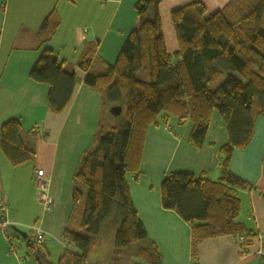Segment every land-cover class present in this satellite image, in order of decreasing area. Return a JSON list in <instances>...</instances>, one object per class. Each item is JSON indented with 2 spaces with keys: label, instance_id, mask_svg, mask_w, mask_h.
I'll return each instance as SVG.
<instances>
[{
  "label": "trees",
  "instance_id": "obj_1",
  "mask_svg": "<svg viewBox=\"0 0 264 264\" xmlns=\"http://www.w3.org/2000/svg\"><path fill=\"white\" fill-rule=\"evenodd\" d=\"M161 1L136 0L135 25L113 66L89 70L93 46L78 64L86 73L83 83L102 96L101 116L92 145L81 154L72 177V209L63 234L71 250L56 264H87L93 239L104 230L113 231L114 250H124L142 264L162 263L137 217L127 178L137 179L148 128L168 118L178 126L191 124L188 143L197 149L204 144L213 113L227 136L219 150V181L169 173L160 183L163 209L190 226L193 264L204 240L241 236L248 245L255 236L237 221L236 191L249 186L227 167L232 152L250 142L255 116L264 118V0H228L211 14L199 0L171 10L177 42L173 54L164 46ZM58 26L59 17L52 11L37 31L39 44L50 41ZM28 76L47 86L48 109L61 114L77 83L74 72L44 49ZM113 104L123 106L124 118L109 126L104 112ZM0 153L11 167L33 160L34 149L24 143L17 120L0 126ZM20 240L26 243V257L36 264H52L43 246L28 235Z\"/></svg>",
  "mask_w": 264,
  "mask_h": 264
},
{
  "label": "crops",
  "instance_id": "obj_2",
  "mask_svg": "<svg viewBox=\"0 0 264 264\" xmlns=\"http://www.w3.org/2000/svg\"><path fill=\"white\" fill-rule=\"evenodd\" d=\"M190 1L193 0H162L159 5L164 46L169 54L177 51L169 13ZM199 1L211 14L228 0ZM135 3L136 0H0V126L8 120H17L24 143L34 149L33 160L19 167H11L0 153V214L10 229L11 226L28 229L31 241L30 229L40 226L44 251L52 264L71 250L63 241V234L72 209V177L81 154L92 145L101 116L102 96L83 83L86 73L78 64L93 46L89 70L102 71L103 67L114 65L135 25ZM209 6L214 11H209ZM52 11L59 17V26L50 41L39 44L37 31ZM44 49H50L57 63L72 70L77 79L71 98L59 115L48 109L47 86L34 83L28 76ZM108 110L104 112L105 118ZM191 128L189 123L178 126L170 118L148 128L137 179L127 178L137 217L147 239L157 248L161 264H193L190 226L161 205L159 187L164 176L185 173L212 182L222 176L219 150L227 143V136L218 114L213 113L199 149L188 143ZM227 168L249 186L236 191L240 203L237 221L255 236L248 245H243L241 236L204 240L196 248L195 264H262L264 118L261 115L255 116L250 142L244 149L232 152ZM37 171L43 172L49 182L52 203L48 210L36 201L33 177ZM10 229L7 235L13 232L15 241L25 248L22 250L19 244L17 248L10 247L0 233V264H36L26 257V243ZM104 231L93 239L87 264L111 258L110 264H142L124 250L102 248L101 242L113 236L112 230Z\"/></svg>",
  "mask_w": 264,
  "mask_h": 264
},
{
  "label": "built area",
  "instance_id": "obj_3",
  "mask_svg": "<svg viewBox=\"0 0 264 264\" xmlns=\"http://www.w3.org/2000/svg\"><path fill=\"white\" fill-rule=\"evenodd\" d=\"M33 180H34L36 191H37L36 201L38 203H41L45 207L46 210L50 209L52 200H51V196L48 191V183H49L48 179L46 178L43 172L37 171L34 174ZM9 229H10V226L6 222L0 221V233L4 235L5 241L7 242V244L10 247H14L15 245L14 233L12 232L11 233L12 235H7L6 231ZM30 230L33 232L32 234L33 242H35L39 246H43L44 245V233L42 232L40 227L38 226L32 227ZM240 240L242 241V238H240ZM261 254L264 255V252H261Z\"/></svg>",
  "mask_w": 264,
  "mask_h": 264
},
{
  "label": "rangeland",
  "instance_id": "obj_4",
  "mask_svg": "<svg viewBox=\"0 0 264 264\" xmlns=\"http://www.w3.org/2000/svg\"><path fill=\"white\" fill-rule=\"evenodd\" d=\"M211 8H213V7H211V6H209V11H214V10H212ZM216 10H218V9H220V8H215ZM215 10V11H216ZM142 77V76H141ZM114 105H119V104H113V105H109V106H107V109H109L110 107H112V106H114ZM122 108H123V106H122ZM107 117H106V120H107V125H114L116 122H117V120H120V119H123L124 118V111H122V113L118 116V117H113L112 115H110L109 114V112L107 111V115H106ZM172 122L174 123V120L172 119ZM41 204V203H40ZM39 225V224H38ZM38 227H40V226H38ZM21 232H23V233H26L27 235H29L28 234V232H30L28 229H22V228H18ZM104 232H107L106 230L104 231ZM100 235V234H99ZM99 235H98V237H99ZM19 237V236H18ZM97 237V238H98ZM19 240V239H18ZM18 244L19 245H21V249L22 250H24V248H25V246H24V244H20L19 243V241H15V246H16V248L18 247ZM101 245H103V247L102 248H107V251L111 248V250H113L114 248H113V236L111 235V237H110V239L109 238H106L105 239V241H102L101 242ZM111 245V246H110ZM22 250L20 251V253L22 252ZM113 255L115 256V253H113ZM126 256V255H125ZM110 256H108V258H109ZM121 257L123 258V259H125V257H123V255H121ZM98 261V260H97ZM112 262V258L111 259H103L99 264H110Z\"/></svg>",
  "mask_w": 264,
  "mask_h": 264
},
{
  "label": "water",
  "instance_id": "obj_5",
  "mask_svg": "<svg viewBox=\"0 0 264 264\" xmlns=\"http://www.w3.org/2000/svg\"><path fill=\"white\" fill-rule=\"evenodd\" d=\"M109 114L112 115L113 117H118L122 113V107L118 105H114L109 108ZM11 229L21 238V239H26L27 234L21 232L18 227L16 226H11Z\"/></svg>",
  "mask_w": 264,
  "mask_h": 264
}]
</instances>
